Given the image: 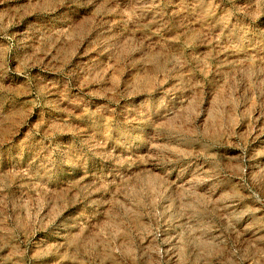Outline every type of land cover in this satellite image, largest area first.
Listing matches in <instances>:
<instances>
[{"label":"rangeland","instance_id":"rangeland-1","mask_svg":"<svg viewBox=\"0 0 264 264\" xmlns=\"http://www.w3.org/2000/svg\"><path fill=\"white\" fill-rule=\"evenodd\" d=\"M0 264H264V0H0Z\"/></svg>","mask_w":264,"mask_h":264}]
</instances>
